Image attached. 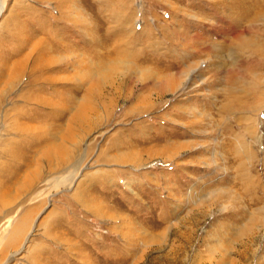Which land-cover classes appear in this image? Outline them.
Masks as SVG:
<instances>
[{
  "label": "rangeland",
  "instance_id": "obj_1",
  "mask_svg": "<svg viewBox=\"0 0 264 264\" xmlns=\"http://www.w3.org/2000/svg\"><path fill=\"white\" fill-rule=\"evenodd\" d=\"M239 1L0 0V264H264V63L236 50L264 37V0ZM49 41L60 96L39 86L60 110L27 142L19 193L11 139L36 124L30 65Z\"/></svg>",
  "mask_w": 264,
  "mask_h": 264
},
{
  "label": "bare ground",
  "instance_id": "obj_2",
  "mask_svg": "<svg viewBox=\"0 0 264 264\" xmlns=\"http://www.w3.org/2000/svg\"><path fill=\"white\" fill-rule=\"evenodd\" d=\"M241 1V0H240ZM239 1V2H240ZM243 1V0H242ZM237 2V1H236ZM244 2V1H243ZM245 2H247V1H245ZM216 3V2H215ZM249 3V2H248ZM213 4V3H212ZM236 4V3H235ZM252 4V3H251ZM257 5V4H256ZM235 6V5H234ZM233 6V7H234ZM242 6H245V5H242ZM232 7V6H231ZM262 7V6H261ZM263 7H264V5H263ZM228 8H230V7H228ZM242 8V7H241ZM252 8V7H251ZM260 9V8H259ZM258 9V10H259ZM251 10V9H250ZM2 11H3V7H2V5H1V3H0V16H1V13H2ZM264 11V10H263ZM263 11H261V9L258 11V12H256V13H254V14H252V15H255L256 14V18H259V17H262V15H263ZM216 12V11H215ZM246 12V11H245ZM258 13V14H257ZM242 15H244V13L242 14ZM250 15V14H249ZM248 15V16H249ZM248 16H246V17H248ZM84 18V17H83ZM79 20V19H78ZM247 20V19H246ZM73 22V21H72ZM74 23V22H73ZM253 25V24H252ZM163 27V26H162ZM253 28V27H252ZM249 32V31H248ZM174 33H176V32H174ZM57 34V33H56ZM180 34V33H179ZM178 34V35H179ZM233 34V33H232ZM177 35V34H176ZM183 35V34H182ZM239 35V34H238ZM241 35V34H240ZM260 35H263L262 33H247V34H243V35H241L239 38H238V40H237V44H236V50H238L239 52L240 51H249V52H252L251 54H253V55H255V56H257V57H259V59H261V60H256L257 62H262V63H264V37H259ZM57 36V35H56ZM180 36V35H179ZM189 36H190V34H189ZM53 37V36H52ZM188 37V36H187ZM169 39L171 38V37H168ZM185 39V38H184ZM57 39H55V41H56ZM154 40V39H153ZM191 40V39H190ZM235 40H236V38H235ZM197 41V40H196ZM202 41V40H201ZM161 42V41H160ZM168 42V41H167ZM188 42V41H187ZM213 42V41H212ZM171 43V44H170ZM157 44H159V42H157ZM175 41H170V42H168V45H169V49H174V46H175ZM183 44H185V43H183ZM196 44H198V42L196 43ZM200 44H202V43H200ZM234 45H235V43H234ZM46 46V45H45ZM191 46V45H190ZM168 47V46H167ZM193 47V46H192ZM196 47V46H195ZM202 47L204 48V47H206L205 49L207 50L208 48H209V50L210 49H213L214 48V50L215 51H217V48L215 47V43H213V44H210L209 46H206V45H202ZM176 48H178V47H176ZM200 48H201V46H200ZM199 48V50H201ZM205 49H204V51H205ZM45 50H48V55H47V53L45 52V51H43L42 50V52H40V54H39V56L37 57V58H35L34 59V61L32 62V65H30L31 67H30V69H31V71H32V75H33V77L31 78L32 79V82L34 83L33 85H35L36 84V86H38L37 88H36V93L34 94V95H30L28 98H27V100L25 101V103H26V107H28V106H30V105H33V111H35L34 112V114H31V113H26V114H23L24 115V117L27 119V120H29V121H31V119H32V121L33 122H36V124L34 123V125H23V126H19V124H17V126H16V134H17V136L16 137H18V138H12L11 139V145H13V144H17L19 141H18V139H20V141H21V143H22V145L24 146V151H23V155L22 156H19V157H17V159L19 160V162H18V164H17V166L15 167V169L14 170H12L10 173H12V174H10V178L11 177H13L14 175H18L19 177L18 178H15L14 180H16V179H18L17 180V182L19 183V186H18V191H19V193H26L27 191H28V189H29V179H30V169H29V167H28V165L27 164H25V159H27V157L29 156V150H28V144H27V142H28V140H29V138H33V139H36V145L38 146V145H40V144H42L43 142H44V140H45V137H44V134H45V132H44V129H42V128H44L42 125H45V122H44V120H43V112L45 111V106L47 105V104H51V107H50V109H53V111L55 110V115H58L59 114V110H60V108L57 106V105H59L58 103H56L55 101H53V100H50L49 99V97H50V95H49V97L47 96H45L46 94V92L44 91V88L43 87H40L39 85V83L40 82H43V83H45V82H47V83H45V84H50L51 86H52V91L50 92V94H52L51 96H53L55 99L56 98H58L59 96H60V93L58 92V88H57V86H59V76H57V75H54V73H58V70H59V67L58 66H53L54 64H56V63H59V61L63 58L62 56H61V54H54V52L55 51H57V47L55 48L51 43H50V41L48 42V44H47V47H46V49ZM171 50H169V52L171 51ZM190 50V49H189ZM220 50V49H219ZM219 50L217 51V52H219ZM175 51V50H174ZM58 52V51H57ZM176 52V51H175ZM211 52H214V51H211ZM197 53V52H196ZM215 54V53H214ZM260 56H263L262 58L260 57ZM114 63V62H113ZM236 63V62H235ZM259 64H261V63H259ZM115 67V66H114ZM113 68V67H112ZM124 68V67H123ZM127 69L128 70H131V69H134V67H133V64L131 65V63L130 64H127ZM126 69V70H127ZM227 69V68H226ZM51 71V72H50ZM185 72V71H184ZM192 72V71H191ZM227 72H228V70H227ZM29 73H30V71H29ZM46 73L48 74V73H52V74H50L49 76H46L45 77V75H46ZM156 74V73H155ZM142 75H144L146 78H150L152 75L150 74V73H148V72H146L145 74H143L142 73ZM138 76V75H137ZM166 76V75H165ZM174 76V75H173ZM257 76V75H256ZM256 76H254L253 77V79H252V81L250 82V84H251V86H252V89H253V92L254 91H258V92H261L262 90V87H260V84L257 82V79H256ZM153 77V76H152ZM167 77L168 78H166L165 80H160V81H158V82H156V83H158V85H159V87H160V89H161V91H159V93L161 94V93H163V91L165 90V89H167V88H170V87H172V84H173V81H171L173 78H172V76L171 77H169L168 75H167ZM74 79L73 77H70V79ZM155 78V77H154ZM163 78V77H162ZM60 79H61V77H60ZM105 80V79H104ZM108 80V79H107ZM62 81V80H61ZM68 81H71V80H68ZM73 82H74V80H72ZM42 84V83H41ZM74 84V83H73ZM74 86V85H73ZM73 88V87H72ZM156 88H158V87H156ZM74 90V89H73ZM77 90V89H76ZM75 90V91H76ZM87 90H89V89H87ZM86 91V90H85ZM67 92V91H66ZM71 92V91H70ZM86 93H88V96H91V94L93 95L94 93H96L95 91H93V90H89L88 92H86ZM264 93V90H263V92L261 93V95ZM30 94V93H29ZM259 94V93H258ZM98 95H100V94H98ZM87 96V97H88ZM97 96V95H96ZM258 96H260V94L258 95ZM85 99H87L88 100V98H85ZM71 100H74V99H72L71 98ZM57 101H59V100H57ZM86 101V100H85ZM56 104V105H55ZM238 105V104H237ZM233 106V105H232ZM240 106V105H239ZM85 107H87V106H85ZM91 107V106H90ZM47 108V107H46ZM229 108V107H228ZM232 108V107H231ZM32 109V108H31ZM67 109H70V104H68V108ZM230 109V108H229ZM91 110H93L92 108L90 109V111ZM30 111V110H29ZM81 112H83V110L81 111ZM82 120V119H81ZM81 122H83V121H81ZM26 123V122H25ZM53 146V145H52ZM240 146V145H239ZM249 146V145H248ZM247 145H245V143L243 144V146H242V148H240V150H237L236 152H237V155L240 157L241 155H243L244 156V158H249V159H251L252 158V154H253V151L248 147ZM55 147V146H54ZM30 148H31V146H30ZM50 149V148H49ZM48 153V152H47ZM56 153V152H55ZM49 155V154H48ZM52 155V154H51ZM50 155V156H51ZM42 156V155H41ZM53 157V156H52ZM54 159V158H53ZM56 159H58V158H56ZM9 160H11V159H9ZM244 164L245 163H243L242 165L244 166ZM243 170H244V168H243ZM38 172V171H37ZM41 172V171H40ZM38 174H39V172H38ZM12 179V178H11ZM249 179V178H248ZM13 180V181H14ZM224 191V190H223ZM231 193V192H230ZM230 193H229V195H230ZM216 196V195H215ZM230 196H232V195H230ZM258 197V196H257ZM259 199H261V196L259 197ZM261 201V200H260ZM5 205V204H4ZM7 205V204H6ZM260 212H261V214L263 213L264 214V207H261V209H260ZM263 218H264V216H263ZM28 221H29V219H27V215H25L22 219H21V221H19L18 223H17V226H15L16 228H15V230L13 231V233L10 235V237L8 238V243L9 244H12V243H15V242H17V240H19V238L21 237V235H22V233L25 231V229H27V227H28V225H29V223H28ZM250 222V221H249ZM255 222V220H253L251 223H254ZM246 227H248V225L247 226H245V228ZM247 232H250L251 233V230L250 231H247ZM237 235V234H236ZM239 238L242 236V234H241V232H238V235H237ZM240 243H245L244 245H245V247H243L244 249H242V251L240 250V252H239V256H241L242 258L240 259V260H242V259H244L245 258V256H247V251H246V249H248V247H247V245L246 244H248V242H240ZM243 244H239V245H242L243 246ZM244 250V251H243ZM246 251V252H245ZM248 257V256H247Z\"/></svg>",
  "mask_w": 264,
  "mask_h": 264
}]
</instances>
